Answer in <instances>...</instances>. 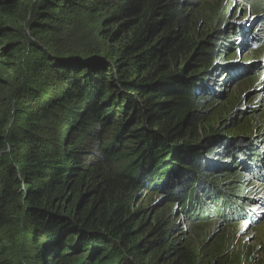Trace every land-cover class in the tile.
Wrapping results in <instances>:
<instances>
[{
    "label": "trees",
    "instance_id": "trees-1",
    "mask_svg": "<svg viewBox=\"0 0 264 264\" xmlns=\"http://www.w3.org/2000/svg\"><path fill=\"white\" fill-rule=\"evenodd\" d=\"M206 1H35L42 33L56 30L58 10L102 12L107 39L122 43L115 62L35 43L13 112L0 117V264L34 256L40 264H145L137 259L146 239L136 238L146 225L129 204L162 176L182 206L199 179L204 213L197 218L213 208L230 221L223 205L237 200L208 186V164L223 159L246 169V160L264 163V153L250 136L226 142L199 127L225 42L223 30L197 31ZM17 9L12 0L3 11ZM250 12L264 14V0ZM6 35L0 26V38ZM0 54L9 55L6 48ZM246 209L237 201L231 217L243 219ZM168 232L158 223L151 235L160 246ZM27 245L23 259L18 250ZM164 249L167 264H200L188 247Z\"/></svg>",
    "mask_w": 264,
    "mask_h": 264
},
{
    "label": "rangeland",
    "instance_id": "rangeland-1",
    "mask_svg": "<svg viewBox=\"0 0 264 264\" xmlns=\"http://www.w3.org/2000/svg\"><path fill=\"white\" fill-rule=\"evenodd\" d=\"M11 1L0 0V26L7 29L6 37L0 38V51L6 48L9 54H0V117L13 112L19 94L16 87L28 80V61L33 58L32 50L37 42L57 45L76 54L93 52L110 56L115 62L122 40L113 43L107 39L102 12L75 10L64 14L58 10L53 24L56 30L42 33L34 24L38 19L33 21L32 14V6L38 0H17L18 9L13 15L3 11ZM240 22L242 25L237 28L236 24ZM197 23L198 32L223 30L225 36L219 58L222 67L216 65L214 84L207 91L208 102L201 109L206 114L199 125L202 133L204 128L216 130L219 138L226 142L237 135L250 136L251 144H258L264 150V44L257 48L252 45L254 37H264V28L242 0H207ZM246 29L252 32L253 38L246 35ZM235 160L237 162L238 156ZM213 162L208 164L209 171H206L211 173L208 179L211 186H208L227 188L256 221L248 217L225 221L219 215L211 214L215 212L213 208L205 218H197L196 215L204 213L197 209L202 202L198 195L199 179L194 181V192L189 194L191 187L186 188L190 201L182 206L174 191L168 193V188L163 187L162 176L151 189L141 188L129 204L130 210L139 211L146 225L136 238L139 242L146 239L140 246L143 251L142 257L137 259L140 263L167 264L168 260L163 259L164 248L172 246L188 247L200 264H264V183L258 181L249 168H243L244 164L229 166L223 159ZM168 167L163 172L169 177L171 168ZM189 212L196 217H189ZM158 223L169 229L168 240L160 246L151 235ZM27 246L18 250L23 259L32 249ZM34 257L25 260L24 264H40Z\"/></svg>",
    "mask_w": 264,
    "mask_h": 264
},
{
    "label": "water",
    "instance_id": "water-1",
    "mask_svg": "<svg viewBox=\"0 0 264 264\" xmlns=\"http://www.w3.org/2000/svg\"><path fill=\"white\" fill-rule=\"evenodd\" d=\"M237 25V27H239V26H241L242 25V23L240 22L239 24H236Z\"/></svg>",
    "mask_w": 264,
    "mask_h": 264
}]
</instances>
